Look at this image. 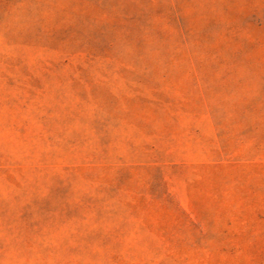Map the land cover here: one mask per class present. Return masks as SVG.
Returning a JSON list of instances; mask_svg holds the SVG:
<instances>
[{"label": "rangeland", "instance_id": "1", "mask_svg": "<svg viewBox=\"0 0 264 264\" xmlns=\"http://www.w3.org/2000/svg\"><path fill=\"white\" fill-rule=\"evenodd\" d=\"M0 264H264V0H0Z\"/></svg>", "mask_w": 264, "mask_h": 264}]
</instances>
